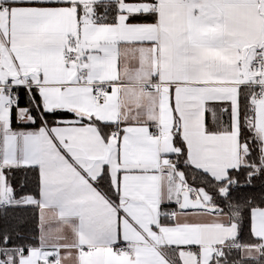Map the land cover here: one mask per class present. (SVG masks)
<instances>
[{
	"label": "snow or ice",
	"instance_id": "snow-or-ice-1",
	"mask_svg": "<svg viewBox=\"0 0 264 264\" xmlns=\"http://www.w3.org/2000/svg\"><path fill=\"white\" fill-rule=\"evenodd\" d=\"M257 180L264 0H0V264H264Z\"/></svg>",
	"mask_w": 264,
	"mask_h": 264
},
{
	"label": "trees",
	"instance_id": "trees-1",
	"mask_svg": "<svg viewBox=\"0 0 264 264\" xmlns=\"http://www.w3.org/2000/svg\"><path fill=\"white\" fill-rule=\"evenodd\" d=\"M255 184H256V192L259 193L261 186L264 185V181H262V180H257V181L255 182ZM7 226H8V222H7V221L0 222V227H7ZM32 226H33V225H29V228H31ZM242 239L245 240V241L247 240V233H246V232H245L244 235L242 236Z\"/></svg>",
	"mask_w": 264,
	"mask_h": 264
}]
</instances>
